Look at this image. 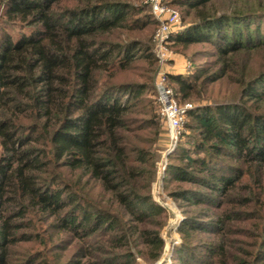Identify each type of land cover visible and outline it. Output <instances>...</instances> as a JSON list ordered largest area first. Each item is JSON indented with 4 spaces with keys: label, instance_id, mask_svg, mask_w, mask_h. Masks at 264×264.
<instances>
[{
    "label": "trees",
    "instance_id": "16d2710c",
    "mask_svg": "<svg viewBox=\"0 0 264 264\" xmlns=\"http://www.w3.org/2000/svg\"><path fill=\"white\" fill-rule=\"evenodd\" d=\"M167 2L184 8L170 41L193 60L191 71L165 73L177 102L213 100L209 86L221 79L242 85L234 99L187 109L182 124L190 132H179L167 155L169 194L219 210L179 220L169 264H264V0ZM147 7L146 0H0V264L33 236L18 232L31 219L56 227L53 250L67 249V233L81 241L76 259L63 264H131L130 250L90 259L96 238L112 248L141 246L150 260L160 255L164 240L146 222L161 207L142 168L151 164L145 146L158 118L144 107L146 81L131 69L141 59L155 63L153 36L143 31L157 20ZM194 43L213 50L201 66L194 60L206 50L188 52ZM241 55L251 63L241 64ZM244 177L239 189L247 192L234 197ZM253 218L256 233L229 224ZM233 230L251 239L230 244Z\"/></svg>",
    "mask_w": 264,
    "mask_h": 264
},
{
    "label": "rangeland",
    "instance_id": "374dc122",
    "mask_svg": "<svg viewBox=\"0 0 264 264\" xmlns=\"http://www.w3.org/2000/svg\"><path fill=\"white\" fill-rule=\"evenodd\" d=\"M169 1V0H166ZM176 7V6H175ZM174 7V8H175ZM184 8L177 6L176 10L178 11L179 14V23H180V17L182 15V11ZM147 10L150 12V7H147ZM1 12V11H0ZM189 18L191 16H188ZM4 19V18H3ZM156 19V18H155ZM9 25V24H8ZM157 26L151 24L147 25L146 29L143 31V35L145 38L149 37L151 40L153 36L154 40V32ZM12 26L9 25V29H11ZM168 48L171 50V54L173 55V58L165 62L163 65H161L158 62V59L156 57V49L154 46V41H153V54L155 57V63L151 66L147 62H145L143 59L138 60L135 62L136 66L131 67V69H135L136 71H139V75L135 76L136 79L139 81H146V84L148 85V88H145L142 91V98L144 99V107L148 109L149 111H154L157 113V127H153L152 131L157 132L154 136L153 141L150 144H147L145 147H147L146 151H152V158L150 160L151 164L148 162L142 165L143 171L145 172L146 170H149L151 172L150 174V184H149V193L151 200L160 205L161 211L159 212L160 214L156 215H150L149 220L146 222L148 227H153V228H158L159 233L161 237L164 240L163 247L161 249L160 255L154 259L150 260L146 254V251L141 249V246H126L124 248H112L110 245H106L105 240H100L96 238L93 243L96 244V248H94L91 251V254L89 255L90 259H94V257L97 256H102L105 255V252H112L111 254L107 255H113V254H122L126 253L128 250L133 251V260L131 261V264H153L159 259H164L163 264H169L171 263L173 259V250L176 245L180 243L181 236L177 230L178 227V222L180 219H182L185 215H190L195 213L199 208L203 209L204 213L207 214H218L219 210H217L215 207H213L210 204H200L195 206L192 204V202L189 201H181L180 204L179 202L176 201L173 196L169 194V190L173 187V183H171L169 175L166 174L165 176V171H166V165H167V160L166 163L162 161L163 156L166 152L168 154L170 152H173L175 150V147L178 142V137H179V132L185 131V132H190L189 129H187L183 124L178 128V133L177 137L175 138H170L169 136V127L167 121L162 117L161 114V105L159 103L158 99V94L160 95L159 90L158 94L156 93L155 90V84L158 76L159 71H166V73H185L186 68L189 67V71L193 69L192 61L187 54H184L180 50H178L176 47L173 46L172 41H169L167 43ZM189 51H197V49H204L206 51L203 52H198L199 54H203L204 56L197 57L194 61H197L198 65L204 64L203 62L206 61V59H211L213 50L210 48L209 44H201V43H194L189 46ZM259 59H256L254 57V63L252 64L253 68H258V63L260 61H263V56L261 57L260 55H257ZM261 58V59H260ZM240 63L243 65H247L252 58L246 59L243 55H241L240 58ZM247 62V63H246ZM251 63V62H250ZM249 65V64H248ZM127 77L132 78V73L131 72H126L125 73ZM238 77V76H234ZM236 79V78H235ZM168 82L171 88L174 89V83L169 80V78H166L165 83ZM168 86V85H167ZM242 85L233 82L228 78V80L221 79L215 83H212L209 86V91L211 92V95L213 100L208 101L209 99L205 100H199L195 101L194 99L192 100H186V102H190L192 104V107L195 103H214L218 99L226 98V99H234L240 95ZM175 90V89H174ZM160 98V97H159ZM185 101H180V105H183ZM191 107V108H192ZM185 119H189V117L186 118V115L183 117V121L185 122ZM168 131V132H167ZM129 135V134H128ZM153 136H150L151 138ZM132 137L130 136V140ZM185 137H182L180 142L184 144L185 142ZM164 165H163V163ZM161 165L164 166L163 169H161ZM146 173V172H145ZM245 177L243 180L238 182V184L235 186L233 190V196H238L237 194H244L247 192V189L244 188V190H240L239 187H242V185H246V182H244ZM168 181L167 184H165ZM170 181V182H169ZM252 182V180H249ZM186 184V183H185ZM89 185L88 188H85L84 190L88 189L89 190ZM256 192L259 191L258 188L255 189ZM91 195L96 193L95 191L91 190ZM260 191H264V187L260 189ZM262 201L264 202V194L260 195ZM94 200H98L94 198ZM183 207L180 208L179 206ZM264 205V204H263ZM262 205V209H264V206ZM239 210L241 211H248L249 208L247 206H241L238 207ZM242 211V212H243ZM247 212V216L249 217V214ZM203 213V212H202ZM260 213H264V210L260 211ZM240 214V213H239ZM241 217V216H240ZM28 216L27 214L24 215L23 220L27 221ZM256 222L253 218L252 221H230V227L238 226V225H243V227H247L248 231L250 232L251 230L256 233L257 228L254 229L250 222ZM49 221L45 220H38V219H31L28 224L30 226L20 228L18 230L19 233L27 232V233H33V236L30 239H19L14 245L11 247V253H10V264H23L25 260L29 257V255H36V259L34 262L36 264H63L66 261L73 262L76 259V248L81 244V241H79L75 236L67 233L66 235V241L65 245L67 249L65 251L61 250H53L54 243H57L58 240H56L55 232H56V227H50V230L48 231V227H46V223H49ZM57 221L55 220L54 223ZM233 229V228H232ZM248 232V233H249ZM246 234H234L233 232L228 236L226 239L229 241L228 243L230 244H235L237 247L245 243L244 241H247L251 238L248 236H243ZM53 238H52V237ZM96 241V242H95ZM60 243V240H59ZM85 243V242H84ZM83 243V244H84ZM64 245V246H65ZM235 245H232V250H235L237 247ZM245 245V244H244ZM132 249V250H131ZM60 254V255H59ZM59 255L58 257H56ZM79 258V256H77Z\"/></svg>",
    "mask_w": 264,
    "mask_h": 264
},
{
    "label": "built area",
    "instance_id": "2783aa9c",
    "mask_svg": "<svg viewBox=\"0 0 264 264\" xmlns=\"http://www.w3.org/2000/svg\"><path fill=\"white\" fill-rule=\"evenodd\" d=\"M146 2L150 7L153 17L157 20V27L154 32V46L158 62L163 65L173 58L167 43L170 41L172 33L178 27L179 14L176 8L171 6L166 0H146ZM165 73V70L158 72L155 86L160 92L159 97L162 101L161 114L168 123L169 136L170 138H175L177 137L178 128L183 122L185 112L192 107V104L185 102L183 105H180L177 102L172 88L165 83ZM167 155L168 152L163 156L162 161L164 163H166ZM163 165H161V169L164 168ZM163 260L159 259L153 264H163Z\"/></svg>",
    "mask_w": 264,
    "mask_h": 264
}]
</instances>
